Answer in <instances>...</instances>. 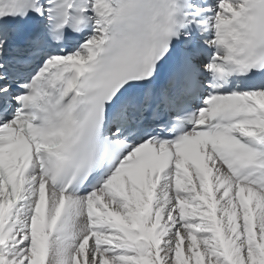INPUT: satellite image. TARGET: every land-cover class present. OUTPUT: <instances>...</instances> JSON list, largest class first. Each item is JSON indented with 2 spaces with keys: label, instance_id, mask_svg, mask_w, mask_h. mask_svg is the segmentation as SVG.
I'll use <instances>...</instances> for the list:
<instances>
[{
  "label": "snow or ice",
  "instance_id": "snow-or-ice-1",
  "mask_svg": "<svg viewBox=\"0 0 264 264\" xmlns=\"http://www.w3.org/2000/svg\"><path fill=\"white\" fill-rule=\"evenodd\" d=\"M0 264H264V0H0Z\"/></svg>",
  "mask_w": 264,
  "mask_h": 264
}]
</instances>
